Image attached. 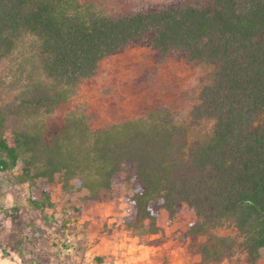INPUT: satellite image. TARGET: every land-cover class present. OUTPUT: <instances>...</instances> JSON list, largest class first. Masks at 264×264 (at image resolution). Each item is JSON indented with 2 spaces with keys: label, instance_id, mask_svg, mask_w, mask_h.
Listing matches in <instances>:
<instances>
[{
  "label": "trees",
  "instance_id": "trees-1",
  "mask_svg": "<svg viewBox=\"0 0 264 264\" xmlns=\"http://www.w3.org/2000/svg\"><path fill=\"white\" fill-rule=\"evenodd\" d=\"M263 34L264 0H0V90L13 92L0 104V171L22 186L17 207L22 195L28 209L54 210L58 190L78 213L123 181L127 229L156 235L161 211L186 204L194 264H256ZM199 67L213 80L195 110L214 123L191 136L182 86ZM25 210L6 242L17 253L45 233Z\"/></svg>",
  "mask_w": 264,
  "mask_h": 264
},
{
  "label": "rangeland",
  "instance_id": "rangeland-1",
  "mask_svg": "<svg viewBox=\"0 0 264 264\" xmlns=\"http://www.w3.org/2000/svg\"><path fill=\"white\" fill-rule=\"evenodd\" d=\"M212 80L213 71L199 67L182 86L185 101L179 114L187 121L191 136L210 131L214 123L209 110H195L201 104L202 88ZM12 95V91L0 90V104L9 101ZM9 175L7 170L0 171V246L10 250L19 264H37L43 253L50 257V264H194L198 261V256L181 237L186 225L195 219L186 204L172 217L161 211L157 222L159 232L140 236L124 224L130 213V205L125 200L130 192L126 182L117 183L109 200L81 203L78 213L69 209L55 190L52 198L56 208L39 213L27 208L22 195L18 202L21 208H18L15 189L22 186H12ZM21 209H26L28 221L45 233L38 235L34 247L32 243H23L22 252L17 253L6 242L19 229ZM28 230L35 231V228L29 226ZM256 264H264V247Z\"/></svg>",
  "mask_w": 264,
  "mask_h": 264
},
{
  "label": "flooded vegetation",
  "instance_id": "flooded-vegetation-1",
  "mask_svg": "<svg viewBox=\"0 0 264 264\" xmlns=\"http://www.w3.org/2000/svg\"><path fill=\"white\" fill-rule=\"evenodd\" d=\"M0 264H19V263L12 258L10 254V250L6 249L3 246H0Z\"/></svg>",
  "mask_w": 264,
  "mask_h": 264
}]
</instances>
